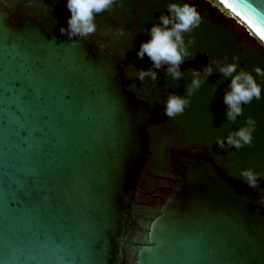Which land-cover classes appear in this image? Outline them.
Masks as SVG:
<instances>
[{
	"label": "water",
	"instance_id": "obj_1",
	"mask_svg": "<svg viewBox=\"0 0 264 264\" xmlns=\"http://www.w3.org/2000/svg\"><path fill=\"white\" fill-rule=\"evenodd\" d=\"M221 4L264 44V0ZM61 28L0 1V264H264V195L203 151H175L173 185L138 200L148 106Z\"/></svg>",
	"mask_w": 264,
	"mask_h": 264
},
{
	"label": "flooded vegetation",
	"instance_id": "obj_2",
	"mask_svg": "<svg viewBox=\"0 0 264 264\" xmlns=\"http://www.w3.org/2000/svg\"><path fill=\"white\" fill-rule=\"evenodd\" d=\"M8 10L13 24L27 16L39 21L46 32L62 23H67L70 13L66 0H0ZM191 3L198 7L202 21L198 28L184 33L189 55L181 64L182 77L173 80L165 68L157 72L156 79H140L138 70L151 67L145 56L138 59L139 45L149 38V29L157 24L160 15H167L169 3ZM96 32L90 36L98 47L112 54L122 73L126 90L144 102L151 115L147 129L150 155L143 168L136 197L146 203L173 185L171 159L178 150L197 148L227 172L231 163L230 149L220 148L216 137H228L242 126L226 120L223 95L230 78L219 72V67L237 63V71L243 69L256 77L254 69L264 70V45L233 12L217 0H115L111 10L98 14L95 19ZM255 38L257 45L248 43L246 37ZM233 57L237 59L234 61ZM212 75L189 97L187 89L193 76L189 69L199 71L207 66ZM203 76V73L201 74ZM261 89L264 88L262 82ZM186 98L190 103L184 112L173 118L162 115L163 105L169 95ZM243 127V126H242Z\"/></svg>",
	"mask_w": 264,
	"mask_h": 264
},
{
	"label": "clouds",
	"instance_id": "obj_3",
	"mask_svg": "<svg viewBox=\"0 0 264 264\" xmlns=\"http://www.w3.org/2000/svg\"><path fill=\"white\" fill-rule=\"evenodd\" d=\"M219 2L223 3V0ZM114 4L115 0H66V9L70 13V18L67 20V28L60 29L61 34H67L73 47L78 46L79 39L92 36L96 32V16L111 10ZM167 13V15L159 16V22L149 29V38L139 45L136 52L138 59L146 56L151 62L150 68L138 70L140 79L150 77L155 80L157 72L153 69L159 70L165 66L166 73L173 80H179L182 77L183 73L179 71V68L185 62V57L189 55L188 46L193 43L189 40L186 45L183 34L198 28L202 16L197 5L187 2L169 3ZM236 59L233 57L234 61ZM237 68V63L219 67L222 76L226 79L230 78L223 95V104L226 106L225 116L228 122H234L238 116L243 114V105L250 104L253 99L261 98L262 89L253 75L243 69L237 71ZM254 71L257 76L264 77V71L259 67ZM187 72L193 76L191 86L187 89L189 97L201 87L206 78L213 74L209 65L199 71L189 69ZM189 103L190 101L186 98L175 94L169 95L164 102L162 115L168 118L180 115ZM246 124L247 127H241L227 137L226 143L229 146L240 149L245 144H251L255 121L249 118ZM218 146L223 148L225 141H219ZM242 175L246 177L249 185H255L257 176L251 171H245Z\"/></svg>",
	"mask_w": 264,
	"mask_h": 264
},
{
	"label": "trees",
	"instance_id": "obj_4",
	"mask_svg": "<svg viewBox=\"0 0 264 264\" xmlns=\"http://www.w3.org/2000/svg\"><path fill=\"white\" fill-rule=\"evenodd\" d=\"M254 78L258 85L262 82L264 86V77L256 76ZM242 107L243 114L238 116L233 123L247 127L246 120L249 118L253 119L255 125L252 132V142L250 145H243L240 149L231 147V163L227 167V173L236 179L248 183L242 173L251 171L257 176V180L254 186H250L264 195V88L261 91V98L259 100L253 99L250 104L243 105ZM234 130L238 131L237 126ZM216 140L225 141L227 137H216Z\"/></svg>",
	"mask_w": 264,
	"mask_h": 264
},
{
	"label": "rangeland",
	"instance_id": "obj_5",
	"mask_svg": "<svg viewBox=\"0 0 264 264\" xmlns=\"http://www.w3.org/2000/svg\"><path fill=\"white\" fill-rule=\"evenodd\" d=\"M246 40L250 44L253 43V45L254 44L257 45V42H256L255 38L253 39V38H251V37L248 36V37H246Z\"/></svg>",
	"mask_w": 264,
	"mask_h": 264
},
{
	"label": "bare ground",
	"instance_id": "obj_6",
	"mask_svg": "<svg viewBox=\"0 0 264 264\" xmlns=\"http://www.w3.org/2000/svg\"><path fill=\"white\" fill-rule=\"evenodd\" d=\"M226 9H228L226 6H224ZM229 10V9H228Z\"/></svg>",
	"mask_w": 264,
	"mask_h": 264
}]
</instances>
